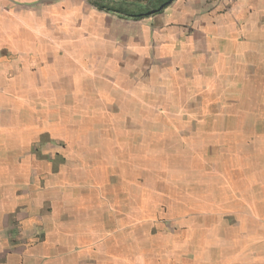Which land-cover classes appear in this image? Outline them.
I'll return each instance as SVG.
<instances>
[{"label": "crops", "instance_id": "crops-1", "mask_svg": "<svg viewBox=\"0 0 264 264\" xmlns=\"http://www.w3.org/2000/svg\"><path fill=\"white\" fill-rule=\"evenodd\" d=\"M64 1L0 0V264H264V0L176 2L121 116Z\"/></svg>", "mask_w": 264, "mask_h": 264}, {"label": "rangeland", "instance_id": "rangeland-1", "mask_svg": "<svg viewBox=\"0 0 264 264\" xmlns=\"http://www.w3.org/2000/svg\"><path fill=\"white\" fill-rule=\"evenodd\" d=\"M153 1L155 0H102L101 3L125 8L128 13H131V11H137L139 7L150 6ZM178 1L186 2V0H159V4L166 5L165 10L139 20L101 12L94 7V0L63 2L64 7L69 10L68 14H65L67 26L64 24L62 27L65 29L68 27L66 31H69L70 41L73 43L79 41L81 48L87 52L81 56V58L84 56L81 60L82 65L95 68L98 74L101 72L102 78L106 81L104 89L108 91L113 89V92L118 94L116 97L113 96L111 102L106 98L113 107H105L106 100L102 102L104 109L113 113V116H121L120 111L123 113L126 111L124 103L119 100L125 99L124 90H126L127 79L132 81L133 85L130 89L134 88L133 96H137L136 88L141 89L146 80L165 74L164 63L159 60L158 54L160 49H164L169 44L167 40L174 38L171 33L173 28V31L176 29L175 23L168 19L172 16L177 17V13L173 15L171 13L177 8H174V5ZM169 2H172L171 5L168 4ZM163 30L168 32L166 42L160 36ZM184 40L185 38L179 39L180 42ZM177 44L179 46V42ZM161 67L162 70L159 71ZM120 107L123 108L119 110ZM110 117L114 123L116 120ZM119 119L124 120V115Z\"/></svg>", "mask_w": 264, "mask_h": 264}, {"label": "trees", "instance_id": "trees-1", "mask_svg": "<svg viewBox=\"0 0 264 264\" xmlns=\"http://www.w3.org/2000/svg\"><path fill=\"white\" fill-rule=\"evenodd\" d=\"M94 1H95L93 4L94 7L101 12L114 13V14L119 15V16L122 15L125 17L134 18L137 20L149 17L152 14L161 13L163 10H165L164 8L166 6V5H163V3L159 4V0H155L148 7H144V8L139 7L137 9V11H133V12L131 11V13H128L125 8H119V7H115V6H110V5L105 4V3H101L102 0H94ZM99 1H100V3H99ZM107 1H110V0H107ZM171 3L169 2L168 4L171 5Z\"/></svg>", "mask_w": 264, "mask_h": 264}]
</instances>
